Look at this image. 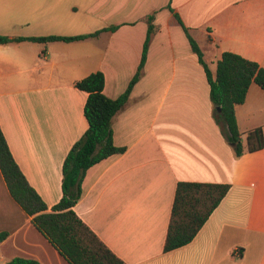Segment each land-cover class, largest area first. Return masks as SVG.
Segmentation results:
<instances>
[{
    "label": "crops",
    "instance_id": "crops-1",
    "mask_svg": "<svg viewBox=\"0 0 264 264\" xmlns=\"http://www.w3.org/2000/svg\"><path fill=\"white\" fill-rule=\"evenodd\" d=\"M225 51L264 67V0H0V35L41 37L113 31L73 41L0 44V125L29 183L51 207L62 197V168L89 123L88 93L75 82L105 75L104 93L121 95L145 66L112 119L126 150L91 166L74 206L126 264H264V148L236 157L213 117L205 69ZM246 134L264 130V90L253 82L235 109ZM179 181L226 183L229 191L189 243L164 250ZM0 260L22 256L70 264L11 196L0 169Z\"/></svg>",
    "mask_w": 264,
    "mask_h": 264
},
{
    "label": "trees",
    "instance_id": "trees-1",
    "mask_svg": "<svg viewBox=\"0 0 264 264\" xmlns=\"http://www.w3.org/2000/svg\"><path fill=\"white\" fill-rule=\"evenodd\" d=\"M175 16L183 25L191 46L205 69L213 103V117L233 146L235 156L240 157L246 151L253 152L264 148V130L260 126L247 132L245 145L235 113L236 106L245 101L253 82L264 90V67L259 62L236 52L225 51L217 62L214 75L204 59L197 40L183 24L179 14L175 13ZM153 20L154 15H149L141 62L121 95L112 98L104 93L105 75L102 71L92 72L75 82L76 87L88 93L84 113L89 126L64 159L63 194L51 210L27 180L11 152L0 125V169L11 196L32 217L31 222L37 230L70 264H126L79 217L74 206L82 197L83 180L88 169L103 159L126 150L125 147L117 146L114 142L112 119L126 105L134 85L142 75L149 43L155 29ZM116 28L117 26L113 25L102 30L113 31ZM102 30L74 36L50 35L14 39L0 35V44L25 39L40 42L73 41L96 36ZM229 188L230 185L226 183L179 181L164 250L170 251L192 241L226 196ZM7 236V231L0 232V242ZM5 264L42 263L35 258L15 256Z\"/></svg>",
    "mask_w": 264,
    "mask_h": 264
},
{
    "label": "rangeland",
    "instance_id": "rangeland-1",
    "mask_svg": "<svg viewBox=\"0 0 264 264\" xmlns=\"http://www.w3.org/2000/svg\"><path fill=\"white\" fill-rule=\"evenodd\" d=\"M211 67V66H210ZM211 69H213V68H211ZM0 221H1V217H0ZM0 264H4L3 262H2V260H0Z\"/></svg>",
    "mask_w": 264,
    "mask_h": 264
}]
</instances>
